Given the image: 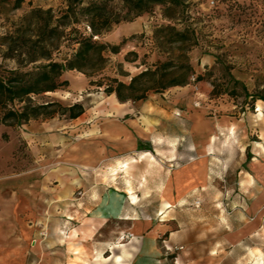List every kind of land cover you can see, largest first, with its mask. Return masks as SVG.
<instances>
[{
  "label": "rangeland",
  "instance_id": "obj_1",
  "mask_svg": "<svg viewBox=\"0 0 264 264\" xmlns=\"http://www.w3.org/2000/svg\"><path fill=\"white\" fill-rule=\"evenodd\" d=\"M107 1L113 22L94 39L119 44L126 38V42L118 53H105L108 60L100 72L74 69L69 72L73 77L81 72L89 80L109 75L129 83L148 66L169 61L172 67L164 81H180L187 71L186 83L171 87L187 86L193 104L198 101L196 107L205 116L238 120L243 112L257 113L251 94L264 87V0H183L179 5H156L134 21L118 23L114 21L119 13L127 15V11L121 0ZM66 5L67 0H0V75L45 62L29 61L39 47L52 51L57 60L72 54L78 47L73 38L79 33L89 35L91 28L80 15L78 20L60 18ZM57 24H62L63 36L56 39L51 37V29ZM175 31H186V38ZM98 62L94 57L91 64ZM87 89L97 93L82 103L93 107L104 87L90 84ZM70 91L68 81L56 91L31 97L35 103L58 101L68 106L81 102L80 91L78 95L66 93ZM153 92L161 91L148 94ZM254 105L261 107L262 103L256 100ZM59 112L53 106L41 109L37 117L51 118L61 115ZM257 117L263 133L259 124L219 128L210 148L215 157L209 177L201 166L198 178L179 179L175 192L164 187L171 172L164 155L160 159L149 155L127 167L107 170L119 171L116 183L120 189L133 188L139 193L132 196L134 211L127 216L128 223L121 217L116 226L119 261L128 255V264H256L257 258L264 264V115ZM167 123L163 125L168 134L190 141V124ZM18 130V125L0 123V177L36 164L25 140L11 136ZM142 148H150V144L142 143ZM183 152L181 165L189 158L188 151ZM136 219L154 221L155 229L161 225V230L152 237L137 234L130 228Z\"/></svg>",
  "mask_w": 264,
  "mask_h": 264
},
{
  "label": "crops",
  "instance_id": "obj_2",
  "mask_svg": "<svg viewBox=\"0 0 264 264\" xmlns=\"http://www.w3.org/2000/svg\"><path fill=\"white\" fill-rule=\"evenodd\" d=\"M72 71L62 75L72 90L66 93L78 95L79 90L82 103L97 92L88 91V77L81 72L73 77ZM98 93L99 102L93 107L83 102L85 110L76 118L33 117L18 125V133H11L25 140L36 164L0 177V264H117L116 226L121 217L128 223L137 192L120 189L119 171L108 173V169L164 155V162L171 165L164 187L175 192L179 179H197L201 166L209 177L215 157L210 148L219 128L259 124L263 133L260 117L255 118L264 115L263 101L257 113L243 112L232 120L233 116H205L193 104L187 86L153 92L136 102H120L115 93ZM167 120L190 124V141L168 134ZM142 143L150 148H142ZM184 149L189 153L185 164ZM161 227L136 219L130 228L152 237ZM120 262L128 264V255Z\"/></svg>",
  "mask_w": 264,
  "mask_h": 264
},
{
  "label": "trees",
  "instance_id": "obj_3",
  "mask_svg": "<svg viewBox=\"0 0 264 264\" xmlns=\"http://www.w3.org/2000/svg\"><path fill=\"white\" fill-rule=\"evenodd\" d=\"M183 0H121L122 8L126 9L127 15L119 13L115 23L134 21L142 13L152 10L156 5L174 4L179 5ZM111 6L107 0H67L66 8L60 18H70L78 20V15L83 16L88 21L91 33L85 35L79 33L73 38V44L78 47L68 57L57 60L52 56V51L39 49L33 50L30 62H39L30 70H9L6 75H0V123L12 126L21 125L30 118L37 117L41 109L58 107L59 114L66 118H76L81 115L85 108L83 103L75 102L71 105H63L58 101H47L35 103L32 94H39L48 91H56L61 86L68 84L67 80L62 79V75L67 70H78L85 72L88 68L95 72L104 69L108 58L105 53L111 51L118 53L126 38L119 44H109L94 39L100 36L105 30L111 27L112 20L109 15ZM62 24H57L51 30L52 38H60L63 31L59 30ZM170 27V26H169ZM171 28V27H170ZM186 31H175V35L186 38ZM136 53V52H134ZM96 57L99 65L92 63ZM172 67L169 61L156 63L148 66L145 70L131 77L129 83L109 75L101 76L99 79H91V85L104 87V92L115 93L120 102L139 101L145 99L150 91H164L168 87L177 84H185L188 72L184 73V79L180 81H164L168 70ZM200 75H198L199 77ZM252 106L256 110L255 101L264 102V87L251 94ZM53 114V111H50Z\"/></svg>",
  "mask_w": 264,
  "mask_h": 264
},
{
  "label": "bare ground",
  "instance_id": "obj_4",
  "mask_svg": "<svg viewBox=\"0 0 264 264\" xmlns=\"http://www.w3.org/2000/svg\"><path fill=\"white\" fill-rule=\"evenodd\" d=\"M254 162H259V159H258V158H255ZM125 166L127 167L128 164H126ZM166 204H167V205H171L172 203H171V201H167ZM117 246H118V245H117ZM118 259H119V258H118ZM260 260H261L260 258H257V259H256V264H260ZM119 263H120V261L117 262V264H119Z\"/></svg>",
  "mask_w": 264,
  "mask_h": 264
},
{
  "label": "built area",
  "instance_id": "obj_5",
  "mask_svg": "<svg viewBox=\"0 0 264 264\" xmlns=\"http://www.w3.org/2000/svg\"><path fill=\"white\" fill-rule=\"evenodd\" d=\"M195 79H196V76L193 75V76H192V81H195ZM194 86L197 88V85H194ZM198 104H199V102L196 101V102H195V105H198ZM256 110L258 111V106H256ZM34 242H36V239H34Z\"/></svg>",
  "mask_w": 264,
  "mask_h": 264
}]
</instances>
